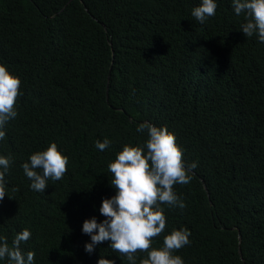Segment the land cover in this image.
I'll return each mask as SVG.
<instances>
[{
    "label": "trees",
    "instance_id": "16d2710c",
    "mask_svg": "<svg viewBox=\"0 0 264 264\" xmlns=\"http://www.w3.org/2000/svg\"><path fill=\"white\" fill-rule=\"evenodd\" d=\"M217 3L201 24L191 16L200 0H0V63L22 93L0 140L12 157L0 203L9 246L27 228L21 248L35 264H128L109 241L86 253L82 225L105 219L102 200L115 195L107 165L147 139L136 128L148 121L167 125L198 164L189 184L174 185L186 207L164 206L151 246L186 227L191 242L175 253L185 264H264V43L240 31L232 0ZM51 142L67 171L35 192L21 165Z\"/></svg>",
    "mask_w": 264,
    "mask_h": 264
},
{
    "label": "clouds",
    "instance_id": "9594fccd",
    "mask_svg": "<svg viewBox=\"0 0 264 264\" xmlns=\"http://www.w3.org/2000/svg\"><path fill=\"white\" fill-rule=\"evenodd\" d=\"M217 7V0H200L191 10V16L203 24L215 16ZM232 8L236 16H244L240 31L247 38L255 36L259 43H264V0H232ZM20 85V77L0 63V140L5 137V126L18 115ZM136 131L147 133V139L139 144H125L107 165L115 195L102 200L99 213L105 219L100 221L92 216L83 222L82 233L90 237V242L85 243V252L93 254L98 245L109 241L110 249L126 258L128 264H137L138 251L146 253L139 264H185L183 257L175 253L191 242V233L186 227L172 229L164 237L162 247L151 245L152 238L159 236L166 227L164 206L180 210L186 207L174 191V185L189 184L193 178L191 172L198 164L184 159V150L167 125L156 126L145 121ZM110 144L108 138L103 142L97 140L95 148L104 151ZM11 162V155H0V203L7 195L5 176ZM68 163L64 150L51 142L45 150L31 154L21 167L31 181L30 188L44 193L49 180L63 178ZM30 238L31 232L25 228L15 235L9 246L7 238L0 235V261L35 264V253H24L21 248ZM97 264H115V261L101 256Z\"/></svg>",
    "mask_w": 264,
    "mask_h": 264
}]
</instances>
